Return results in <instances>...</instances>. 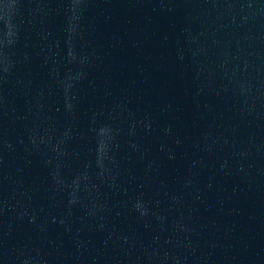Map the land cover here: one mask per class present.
<instances>
[{"label": "water", "instance_id": "water-1", "mask_svg": "<svg viewBox=\"0 0 264 264\" xmlns=\"http://www.w3.org/2000/svg\"><path fill=\"white\" fill-rule=\"evenodd\" d=\"M0 264H264V0H0Z\"/></svg>", "mask_w": 264, "mask_h": 264}]
</instances>
